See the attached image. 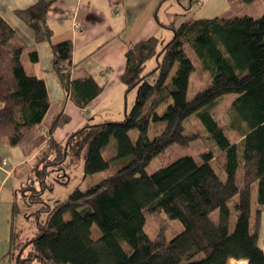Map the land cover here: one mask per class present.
Wrapping results in <instances>:
<instances>
[{"label": "trees", "instance_id": "16d2710c", "mask_svg": "<svg viewBox=\"0 0 264 264\" xmlns=\"http://www.w3.org/2000/svg\"><path fill=\"white\" fill-rule=\"evenodd\" d=\"M55 1L36 0L14 13L35 41L49 43L51 71L66 97L85 108L105 85L92 75L71 77L72 42L53 41L47 23ZM174 21L164 24L171 36L160 48L156 35L128 43L120 80L125 93H136L122 118L85 122L56 141L53 131L69 119L60 111L24 148L31 156L12 169V176L32 171L29 180L42 186L47 166L64 171L80 161L81 181L89 174L103 175L87 189L77 184L64 200L44 207L46 218L27 242L28 259L40 264H227L247 254L256 259L247 264H264V14L188 18L177 26ZM28 47L0 16V137L9 147L18 145L49 107L44 80L25 67L27 61L37 62L35 49ZM153 56L155 65L143 73ZM197 64L209 83L187 98ZM227 96L232 98L229 123L214 116L215 105ZM191 114L212 141L199 161L190 151L199 136L183 133ZM133 129L134 141L128 134ZM111 138L116 153L105 158ZM155 157L161 165L148 174L145 167ZM28 187L40 194L35 186L22 189ZM17 210L13 200L11 232ZM145 211L157 225L154 237L144 231ZM178 224L182 229L167 239L165 231ZM193 245L198 250L192 255H180Z\"/></svg>", "mask_w": 264, "mask_h": 264}, {"label": "crops", "instance_id": "0c3cea01", "mask_svg": "<svg viewBox=\"0 0 264 264\" xmlns=\"http://www.w3.org/2000/svg\"><path fill=\"white\" fill-rule=\"evenodd\" d=\"M35 1L0 0V16L15 28L28 48L35 49L37 53V62L27 61L25 67L44 80L49 99V107L41 122L34 125L23 137V139L27 137L25 138L27 140L22 139L25 142L22 140L19 142L22 143L21 156L15 157L14 163L10 165L9 160L2 165V160L8 157L0 155V242L2 243L8 240L11 231V202L8 196L2 197V189L9 181L12 169L31 156L24 155V148L29 146L39 134L47 131L57 114L63 111L69 119L53 131L52 137L56 141H62L69 132L85 122L96 123L122 118L135 99L134 91L125 93L124 85L120 80L128 43L152 35H156L164 43L171 36L170 30L164 24L171 20L175 19L174 26H177L188 18L228 17L229 15L224 14L230 13L233 5L245 0H164L162 2L161 0H56L47 12V23L53 29V41L70 39L72 42L71 77L92 75L105 85L103 91L85 108H79L66 97L57 75L51 71L52 54L49 43L35 41L32 31L14 13L15 10L23 9ZM260 1L264 6V0ZM163 6L169 8L160 17V9ZM170 8L175 11L170 12ZM235 15L239 14L231 16ZM75 23L77 28H74ZM130 93L131 99L128 101Z\"/></svg>", "mask_w": 264, "mask_h": 264}, {"label": "rangeland", "instance_id": "374dc122", "mask_svg": "<svg viewBox=\"0 0 264 264\" xmlns=\"http://www.w3.org/2000/svg\"><path fill=\"white\" fill-rule=\"evenodd\" d=\"M168 6H163L160 9V17H162L163 12L168 9ZM170 12L175 10L171 9ZM264 11V6L260 0H245L238 4L233 5L230 13H225L224 15H253L254 17L261 16ZM158 47L163 43L160 39ZM156 63V57L153 56L147 60L143 73L149 72ZM196 69L190 74L189 84L187 89V98H191L197 91L202 90L208 85V75L206 72L202 71L200 65H195ZM134 94L136 91L133 89ZM133 93V92H132ZM130 95H128V101H130ZM233 97V96H232ZM231 97H226V100H223L217 103L214 107L215 118L223 119L225 123H229L230 117V101ZM170 101V100H169ZM167 105V101L160 104L156 108L157 114H161L164 108ZM220 121V120H219ZM243 127L245 123L242 122ZM76 129V128H75ZM152 126H149L148 137L151 138L153 135ZM73 131V130H72ZM183 133L186 135L197 134L199 137L190 143V151L193 158L197 161L200 160V154L209 150L212 146V141L207 139V133L205 129L202 128L201 123L195 117V114H191L183 122ZM137 131L135 129L129 132L131 139H135ZM27 138V137H25ZM24 138V139H25ZM23 139V140H24ZM22 142H25L23 141ZM27 140V139H25ZM30 140L28 139V142ZM211 141V142H210ZM27 142V143H28ZM21 144L16 147H9L6 145L5 137H0V155L2 157H8L6 160L9 165L14 163V159L17 156H21ZM115 141L113 138L109 140V143L106 149H103V155L105 158L114 156L116 153ZM44 161L39 163V166L42 165ZM8 165V167H9ZM161 165V162L158 157L153 158L149 164L145 167L146 173L150 174L156 170ZM57 165H49L46 168L48 169L47 176L45 178L44 185L41 186L38 180L31 181L29 177L32 175V171L24 175V177H16L10 175L9 181L2 189V197L8 196L10 202L15 200L17 202L18 210L16 212L15 218L12 221V232L10 231L9 238L4 243L0 242V264H40L38 261L30 260L27 258V252L29 250L28 240L31 239L38 231L37 222H43L46 218V211L44 207L46 205L52 207L56 203L64 200L72 189L80 184V189L85 190L88 187L96 184L102 179V174H89L81 181L82 176V161L78 162L75 165H65L64 171L61 169H55ZM52 169V170H51ZM65 173L66 175H63ZM221 179H224L223 173L220 174ZM67 178V181L63 180ZM35 186L40 190V194L37 195L35 189L28 187L22 189L24 186ZM27 195V196H25ZM33 202H31V201ZM145 225L144 231L150 236L154 237L157 233V225L154 220L148 215L145 211ZM213 217L216 218V214H213ZM11 221V220H10ZM234 222V214L231 216L230 227ZM182 229V225H175L165 231V236L167 239H170L173 235L179 232ZM264 234V219L262 224V235ZM98 234L96 233L95 236ZM193 249V250H192ZM198 250L196 246H191L183 252H179L181 256L187 257L192 255L195 250ZM18 258H21L22 261H19ZM249 263H254L256 259L247 254L244 255L242 259L229 258L227 264H242L243 261Z\"/></svg>", "mask_w": 264, "mask_h": 264}, {"label": "built area", "instance_id": "2783aa9c", "mask_svg": "<svg viewBox=\"0 0 264 264\" xmlns=\"http://www.w3.org/2000/svg\"><path fill=\"white\" fill-rule=\"evenodd\" d=\"M78 26H77V24L75 23L74 24V28H77ZM6 160H2V165H5L6 164ZM242 264H247V262H245V261H243V263Z\"/></svg>", "mask_w": 264, "mask_h": 264}]
</instances>
